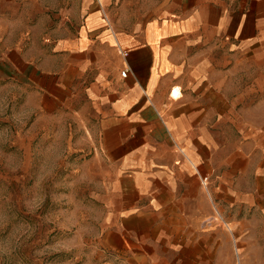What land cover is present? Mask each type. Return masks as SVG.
<instances>
[{"label": "crops", "instance_id": "0c3cea01", "mask_svg": "<svg viewBox=\"0 0 264 264\" xmlns=\"http://www.w3.org/2000/svg\"><path fill=\"white\" fill-rule=\"evenodd\" d=\"M20 6L21 14L0 8V22L33 19L29 1ZM69 8L75 23L42 36L15 42L10 24L0 61L40 104L91 112L86 125L115 177L101 253L88 264H264L255 225L236 205L237 79L223 78L211 58L253 48L264 59V0H70Z\"/></svg>", "mask_w": 264, "mask_h": 264}, {"label": "rangeland", "instance_id": "374dc122", "mask_svg": "<svg viewBox=\"0 0 264 264\" xmlns=\"http://www.w3.org/2000/svg\"><path fill=\"white\" fill-rule=\"evenodd\" d=\"M6 1L0 0L3 13H22L23 0H15L14 8ZM25 1L33 19L0 22V47L9 37L10 24L19 42L75 23L68 21L70 0ZM55 2L57 9L47 6ZM41 14H49L51 20L35 21ZM211 58L216 68H223V78L237 79L240 198L236 205L239 218L246 216L255 225L250 231L255 236L254 252L262 253L264 247L257 241H264V227L260 228L264 223V59L257 58L253 48H239L232 55L226 48L216 49ZM247 63L253 66L247 68ZM74 106L72 102L56 108L40 104L24 77L0 61V264H88L101 253L100 236L111 220L114 167L86 125L85 116L91 112L78 113ZM223 146L225 157L231 151L228 143ZM246 194L251 198L243 199ZM226 204L229 209L230 203ZM216 216L228 227L226 219ZM245 234L240 230L237 236Z\"/></svg>", "mask_w": 264, "mask_h": 264}, {"label": "built area", "instance_id": "2783aa9c", "mask_svg": "<svg viewBox=\"0 0 264 264\" xmlns=\"http://www.w3.org/2000/svg\"><path fill=\"white\" fill-rule=\"evenodd\" d=\"M128 70H129L128 68H124V69L122 70V74H123V75H126L127 72H128Z\"/></svg>", "mask_w": 264, "mask_h": 264}]
</instances>
